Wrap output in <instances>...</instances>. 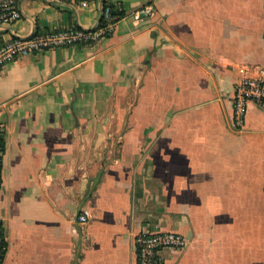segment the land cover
I'll return each mask as SVG.
<instances>
[{"label":"crops","instance_id":"0c3cea01","mask_svg":"<svg viewBox=\"0 0 264 264\" xmlns=\"http://www.w3.org/2000/svg\"><path fill=\"white\" fill-rule=\"evenodd\" d=\"M103 3L122 17L97 44L0 70L2 264H136L141 231L188 240L165 264H264V112L231 126L235 84L264 72V0H19L0 46L92 29Z\"/></svg>","mask_w":264,"mask_h":264},{"label":"built area","instance_id":"2783aa9c","mask_svg":"<svg viewBox=\"0 0 264 264\" xmlns=\"http://www.w3.org/2000/svg\"><path fill=\"white\" fill-rule=\"evenodd\" d=\"M55 5L71 3L86 7L90 0H51ZM154 12L152 5H146L134 13L136 20H148ZM104 23L92 29L64 28L44 31L27 37H12L0 46V70L8 63L58 48H69L97 44L108 36L114 24L109 23V9H101ZM21 19L19 0H0V27H8ZM249 103L257 105L264 112V72L244 76L234 86L232 98L231 126L239 130L245 118ZM4 127L0 122V188L2 185V160L4 155ZM87 216L79 215L77 223H87ZM188 246V240L175 232L141 231L135 236L136 264H165L167 253H179ZM5 256L4 226L0 217V264Z\"/></svg>","mask_w":264,"mask_h":264},{"label":"trees","instance_id":"16d2710c","mask_svg":"<svg viewBox=\"0 0 264 264\" xmlns=\"http://www.w3.org/2000/svg\"><path fill=\"white\" fill-rule=\"evenodd\" d=\"M105 9H109V23H115L122 17V14L118 13L112 5L103 3V11ZM104 23L106 22H104L103 17H101L99 25L102 26Z\"/></svg>","mask_w":264,"mask_h":264}]
</instances>
